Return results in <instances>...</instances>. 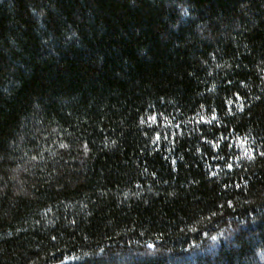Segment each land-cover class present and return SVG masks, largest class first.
<instances>
[{
    "label": "trees",
    "instance_id": "obj_1",
    "mask_svg": "<svg viewBox=\"0 0 264 264\" xmlns=\"http://www.w3.org/2000/svg\"><path fill=\"white\" fill-rule=\"evenodd\" d=\"M0 264H264V0H0Z\"/></svg>",
    "mask_w": 264,
    "mask_h": 264
},
{
    "label": "snow or ice",
    "instance_id": "obj_2",
    "mask_svg": "<svg viewBox=\"0 0 264 264\" xmlns=\"http://www.w3.org/2000/svg\"><path fill=\"white\" fill-rule=\"evenodd\" d=\"M229 167H231V165H229Z\"/></svg>",
    "mask_w": 264,
    "mask_h": 264
}]
</instances>
